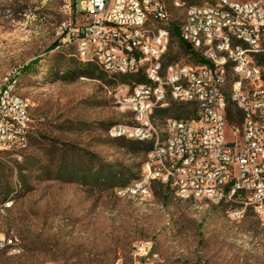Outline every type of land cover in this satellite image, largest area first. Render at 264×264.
Masks as SVG:
<instances>
[{
  "label": "rangeland",
  "instance_id": "rangeland-1",
  "mask_svg": "<svg viewBox=\"0 0 264 264\" xmlns=\"http://www.w3.org/2000/svg\"><path fill=\"white\" fill-rule=\"evenodd\" d=\"M181 1L183 7L167 2L169 23L180 25L190 5L217 0ZM81 21L76 0H0V79L16 75L33 119L23 160L0 170V233L19 242L15 252L0 253V262L137 264L135 247L151 241L160 255H150L148 264H264V223L251 207L237 217L234 200L183 199L159 183L149 203L116 194L141 175L149 152L108 133L130 118L118 104L126 85L111 82L116 76L98 64L103 78L68 72V63L80 59L59 32L64 23ZM169 52L193 63L177 40ZM36 59L33 71H23ZM154 116L160 133L176 118ZM7 201L15 202L1 208Z\"/></svg>",
  "mask_w": 264,
  "mask_h": 264
},
{
  "label": "built area",
  "instance_id": "built-area-1",
  "mask_svg": "<svg viewBox=\"0 0 264 264\" xmlns=\"http://www.w3.org/2000/svg\"><path fill=\"white\" fill-rule=\"evenodd\" d=\"M168 1L76 0L81 23H64L59 32L80 56L103 51L113 69L125 65L134 75L143 73L147 78L126 85L124 96H118L119 107L129 109L130 118L111 125L108 133L146 137L145 115L171 101L190 105L197 120V127L171 124V141L155 142L157 154H147L143 173L132 186L117 188L116 194L137 191L155 196L154 186L160 183L176 195L188 188V193L198 191L202 198L218 203L240 189L231 213L240 217L251 207L264 223V73H258L242 46L225 38L226 29H236V34L250 35L264 50V0L188 6L179 25L180 37L207 62L180 60L179 65L157 66V57L168 54L172 41L166 36ZM173 1L178 7L185 4ZM67 6L71 11L72 1ZM219 8H226V15L211 21ZM226 62H233V74L224 73ZM11 86H17L15 74L0 79V170L12 160H23L30 146L13 136V128L27 130L28 136L33 131L31 106L21 107L20 93L11 97ZM224 92H232V99H224ZM230 100L241 112V121L233 125L227 116ZM9 238L17 237L4 234L0 246ZM18 247L17 238L10 253ZM134 255L137 264H148L150 255L160 254L151 251V241H146L135 247Z\"/></svg>",
  "mask_w": 264,
  "mask_h": 264
},
{
  "label": "bare ground",
  "instance_id": "bare-ground-1",
  "mask_svg": "<svg viewBox=\"0 0 264 264\" xmlns=\"http://www.w3.org/2000/svg\"><path fill=\"white\" fill-rule=\"evenodd\" d=\"M175 6L178 7V1H175ZM219 15H226V8H219V14H211V21H219ZM166 36H172L171 30L166 28ZM225 38H230V42L232 45H240L242 48L246 50V54L248 58H251L254 61L255 66H258V73H264V50L261 47H258L254 44V39L250 35L247 34H236V29H226L225 30ZM77 52V57L80 60L96 63L101 66V68L111 76H123V75H134V72H131L128 67L125 65H114L111 67V63L104 60L103 51H96V53H87L83 56H80V51ZM167 55H161L157 57V66H165L166 64L179 65L180 60H174L172 62H167ZM230 70H233V62H226L224 64V73L230 74ZM124 90H126V86L120 87L119 96H124ZM11 97H18L17 86H11ZM21 97V107H28V103L26 99L20 95ZM231 97L228 92H224V99H228ZM169 106V105H168ZM168 106H158V110L166 108ZM157 110V111H158ZM145 115V129L146 132L149 133L146 137L142 136H127L124 134H111L113 137L118 138H126L136 141L142 142H151L152 148L148 154H157V145L155 142H170L171 141V124H183L187 127H197V120L195 117L191 116L189 118H169L166 120L163 128L161 129V133L157 130V133H154L155 125H154V116ZM13 136L18 137L19 139H25V144H30V136H28V131L21 128H13ZM145 169V163L143 165L142 170ZM143 173V172H142ZM136 181V180H135ZM132 186L129 185L127 187ZM127 187H122L119 189H125ZM120 197H128L134 200H137L141 203H149L154 199L153 194L137 192V191H126L119 192L117 194ZM179 197L183 199H194V200H208L204 199L200 196L198 191H191L188 193V188H181L179 190ZM240 198V189H233L232 194H225V200H234ZM210 201V200H208ZM235 215V214H234ZM4 234L0 233V238L3 237ZM11 245H17V238H9V242H4L0 246V253L4 251H10ZM153 258V257H152ZM151 258V259H152ZM155 260L158 259V255H154ZM160 258V257H159ZM152 264H159L155 261ZM0 264H3L0 262Z\"/></svg>",
  "mask_w": 264,
  "mask_h": 264
},
{
  "label": "trees",
  "instance_id": "trees-1",
  "mask_svg": "<svg viewBox=\"0 0 264 264\" xmlns=\"http://www.w3.org/2000/svg\"><path fill=\"white\" fill-rule=\"evenodd\" d=\"M171 33H172V41L177 40L178 44L181 48V50L190 56L193 62L198 63H204L207 62L205 58L201 56V54L196 51L189 43L183 41L180 37V27L177 23L173 22L169 24ZM59 43L55 42L50 48L53 49L55 48ZM175 56L171 55L170 52L167 54V62H171L175 60ZM40 59H36L28 63L24 68L23 71L25 72H31L35 69V67L39 64ZM68 65L70 66L68 72H72V74L77 75L78 77H92V78H103L106 73L102 70L99 71V66L96 63H91V62H84V61H75V62H69ZM119 80L121 84L123 85H129L132 82H146L147 78L143 73H138L135 75H123V76H116V77H111V82H117ZM228 99H231L230 97ZM193 115V109L189 107L188 104L185 103H180V102H175L171 101L169 107L160 109L156 112V118L158 116H166V117H176V118H182V117H189ZM227 116L230 125H233L239 121H241V112L236 108L233 102L231 100L229 101L228 105V111H227ZM115 139H123V140H128L126 138H115ZM139 143V149L141 151L149 152V150L152 147L151 142H142V141H137ZM105 172L100 174L99 179L100 180H105L107 177H105ZM70 180H75L77 177L72 176L69 178ZM160 184V183H159ZM162 185V184H161ZM164 186V185H162ZM166 189L169 187L164 186Z\"/></svg>",
  "mask_w": 264,
  "mask_h": 264
}]
</instances>
